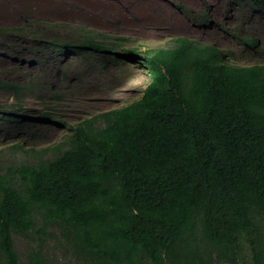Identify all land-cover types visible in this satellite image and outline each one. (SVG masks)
I'll return each instance as SVG.
<instances>
[{
  "label": "trees",
  "instance_id": "16d2710c",
  "mask_svg": "<svg viewBox=\"0 0 264 264\" xmlns=\"http://www.w3.org/2000/svg\"><path fill=\"white\" fill-rule=\"evenodd\" d=\"M229 3L264 18V0ZM195 20L212 24L205 12ZM223 31L264 53L258 37ZM35 41L59 55H88L85 64L131 62L148 82L137 100L71 127L54 159L18 169L13 180L0 175V264H23L13 235H27L36 219L42 226L25 264H49V227L80 264H264V65H233L216 46L188 38L124 53L91 35ZM35 50L26 52L35 63L49 59ZM25 88L0 79L16 100ZM16 105L0 108V135L10 137L14 125L31 134L29 111ZM40 115L60 124L50 111Z\"/></svg>",
  "mask_w": 264,
  "mask_h": 264
},
{
  "label": "rangeland",
  "instance_id": "374dc122",
  "mask_svg": "<svg viewBox=\"0 0 264 264\" xmlns=\"http://www.w3.org/2000/svg\"><path fill=\"white\" fill-rule=\"evenodd\" d=\"M201 12L212 24L204 26L195 20ZM22 28L23 32H16ZM223 29L240 32L241 38L258 37L264 52V18L229 0H0V79L28 88L18 100L0 90V108H17L19 101L29 111L27 120L34 124L27 127L28 135L20 134L15 125L10 137L0 135V175L13 180L18 169L54 159L67 150L62 145L71 127L137 100L148 82L146 72L131 62L97 58L94 64H85L88 55H59L32 45L35 40L56 37L76 43L91 35L97 42L112 45L116 53H124L135 45L175 47L180 38H188L200 46H216L229 55L233 65H264V53L235 43ZM115 37L131 40L123 44ZM30 48L50 60L35 63L26 53ZM56 70L61 74L58 79L54 78ZM49 111L59 125L40 119V112ZM35 224L27 235H13L23 264L27 250L37 245L42 225L38 219ZM46 233L43 252L49 264H80L56 244L58 233L53 227ZM241 254L249 257L246 247Z\"/></svg>",
  "mask_w": 264,
  "mask_h": 264
},
{
  "label": "clouds",
  "instance_id": "9594fccd",
  "mask_svg": "<svg viewBox=\"0 0 264 264\" xmlns=\"http://www.w3.org/2000/svg\"><path fill=\"white\" fill-rule=\"evenodd\" d=\"M202 47H204V46H202ZM162 48H163V47H162ZM170 48H171V47H170ZM115 56H116V57H118V55H117V54H116Z\"/></svg>",
  "mask_w": 264,
  "mask_h": 264
}]
</instances>
